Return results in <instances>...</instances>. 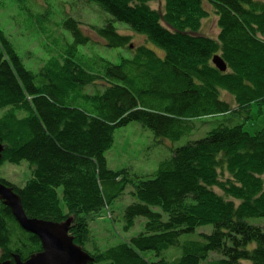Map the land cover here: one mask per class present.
<instances>
[{
    "label": "trees",
    "instance_id": "1",
    "mask_svg": "<svg viewBox=\"0 0 264 264\" xmlns=\"http://www.w3.org/2000/svg\"><path fill=\"white\" fill-rule=\"evenodd\" d=\"M85 1L111 16L104 26H93L109 47L124 48L130 41L131 36L117 34L113 23L118 22L145 36L164 55L158 58L142 45L130 59L104 67L96 77L87 69L75 71L73 58L89 38L75 20L67 18L64 26L74 38L67 57L49 59L36 77L0 27V109L12 107L26 115L16 119L8 112L0 118V142L5 145L0 165L26 161L33 170L23 188L3 178L0 182L18 194L28 217L58 223L73 214L99 213L126 184L135 185L137 203L124 208L123 218L128 229L136 218L144 217V231L129 242L91 255L94 260L87 264H209V253L220 256L211 264L245 260L264 264V226L246 221L264 218V180L259 177L264 174V128L251 135L243 123L217 127L212 134L176 149V158L171 155L154 177L137 179L136 184L122 171L108 169L105 158L114 131L132 121L160 138L170 135L167 138L178 141V135L189 133L190 117L230 113L252 120L253 106L262 112L264 4L207 0L219 29L217 38L211 39L198 32L202 17L207 16L202 0H164L161 13L150 6L154 0ZM214 55L224 61L227 71L215 68ZM94 78L104 80L105 90L100 95L80 94V87ZM205 87L210 91L202 97ZM67 92L76 93L69 102ZM224 94L231 97L235 109L223 100ZM198 158L206 163V170ZM218 175H232L230 185L218 183ZM216 184L220 194L213 189ZM57 189L66 203L65 213L56 200ZM207 225L211 231L199 240H181ZM18 226L0 199L1 261H12L13 254L27 260L42 250L31 233L12 247ZM68 232L76 244H85L84 220L78 218ZM30 245L31 251H23ZM171 247L182 251L173 263L161 256ZM146 252H152L154 260L141 255Z\"/></svg>",
    "mask_w": 264,
    "mask_h": 264
},
{
    "label": "rangeland",
    "instance_id": "2",
    "mask_svg": "<svg viewBox=\"0 0 264 264\" xmlns=\"http://www.w3.org/2000/svg\"><path fill=\"white\" fill-rule=\"evenodd\" d=\"M255 1L259 4H264V0ZM201 5L202 10L207 13V16L204 14L206 17H202L198 32L200 35L216 39L219 29L213 7L207 0H202ZM162 6L163 4L157 1L153 5V8L162 10ZM67 18L75 20L81 32L89 38L85 45L78 47L73 58V64L76 69L79 67L80 70L81 68L89 70L85 72L92 77L101 74V71L106 66L118 65L121 61L130 59L131 55L140 51L137 47L142 45L153 50L158 58L164 55L163 50L147 41L146 37L131 32L127 25L118 22L113 23L115 29L117 28V34L120 36H131L130 41L124 48L109 47L107 42L96 33L97 30L93 26H104L107 21L112 19L111 16L103 12L98 6L86 3L85 0H0V27L21 57L23 63L27 68L31 69L36 77L40 74L41 67L49 59L58 58L64 60L67 57L66 50L68 45L74 40L71 31L64 26ZM214 56L219 57V55ZM214 56L211 59L213 65ZM67 71L70 72L71 70L68 69ZM218 71L220 70L218 69ZM220 72L224 73L225 71ZM94 83L97 84L94 85ZM104 83V80L94 78L88 85L80 87L78 91L84 96L100 95L105 90ZM70 95L74 97L76 93L67 92L65 95L67 102L70 101ZM223 100L230 101L231 108H236L235 104L231 102L232 99L229 95L224 94ZM258 109L257 106H253L251 113L253 116L252 120L236 118L230 113H226L219 118H222L224 124L230 126L243 123L244 130L253 135L264 128V107L262 108V112H259ZM8 112H12L11 115H14L16 119H21L25 115L24 112L18 109L12 110V107H6L0 109V118ZM216 118L218 119L216 116L188 118L186 130L189 133L181 137L178 135V141L167 138L170 135L166 138H160L154 135L150 131V128L149 130L142 126L141 123L132 121L114 131L113 145L105 153L106 166L111 171H122L124 174H127L135 184L137 183V179H150L155 176L162 162L168 161L171 155L176 158L178 152L176 149L186 145L190 141H197L212 134L218 127L214 124L216 120H213ZM3 147L5 149V145ZM247 148H252V146ZM199 160L202 161L206 170V163L202 159ZM32 173L33 170L26 161H21L19 164L2 161L0 165V178L5 179L16 187L23 188L25 183L32 178ZM259 177L264 180V174L259 175ZM217 182L227 187L230 185L231 179L219 177L218 175ZM216 185L213 189L217 194H220L221 192L218 190L220 186ZM125 187L118 198L114 199L110 204L105 205L99 213L73 214L71 219L67 220L68 228L71 224L76 223L78 218L84 220L86 225L85 244L79 245L74 243L90 256L111 249L119 244L129 242L132 237L144 231L146 222L144 217L136 218L132 227L126 228V222L123 218L124 208L132 203H137V200L135 198V185L131 186L129 183ZM60 191V189H57L56 200L60 203L63 213H65L67 206ZM253 198L258 197L254 196ZM234 204H238V199L234 200ZM153 210L160 212L158 207L153 208ZM162 214L165 216L164 213ZM246 221L253 226H264V218H250L246 219ZM11 226H13V223ZM17 228L12 247L16 246L19 239L26 241L28 236V232L19 228V226ZM210 231V225L200 227L195 233L186 235L181 240H199L201 234H208ZM69 236L72 237L70 234ZM39 242L42 247L40 240ZM171 248L162 252L161 255L167 261L173 263L181 257L182 251L175 247ZM22 249L23 251H31L33 247L30 245L27 249L25 247ZM143 256L149 261L154 260L152 252H146ZM208 256L211 261H209V264L220 257L216 253H209ZM240 264H251V262L245 260L241 261Z\"/></svg>",
    "mask_w": 264,
    "mask_h": 264
},
{
    "label": "water",
    "instance_id": "3",
    "mask_svg": "<svg viewBox=\"0 0 264 264\" xmlns=\"http://www.w3.org/2000/svg\"><path fill=\"white\" fill-rule=\"evenodd\" d=\"M213 63L215 68L226 71L227 66L220 57L214 56ZM3 151L4 147L0 142V161ZM0 199L10 208L21 229L37 236L42 243V250L30 255L27 260H21L20 255L13 254V261L4 260L0 264H87L93 261L88 253L74 243L73 237L69 236L68 221L58 223L28 217L18 194L1 182Z\"/></svg>",
    "mask_w": 264,
    "mask_h": 264
},
{
    "label": "bare ground",
    "instance_id": "4",
    "mask_svg": "<svg viewBox=\"0 0 264 264\" xmlns=\"http://www.w3.org/2000/svg\"><path fill=\"white\" fill-rule=\"evenodd\" d=\"M157 1H158L159 3H162V4H163L162 7L164 8V5H165L164 0H154L153 2H150V1H149V2H150V6L153 8V5L156 4ZM143 8H144V7H143ZM162 10H164V9H162ZM158 11L161 13V10H160L159 8H158ZM160 23H161V22H160ZM95 26H96V25H95ZM100 27H101V26H100ZM116 31H117V28H116ZM144 37H145V36H144ZM208 38H209V37H208ZM144 47H145V46H144ZM131 56H132V55H131ZM130 58H131V57H130ZM75 71H77V69H75ZM209 91H210V90H208L207 87H205V90H204V91L201 90L202 97H205V94H208ZM260 101H262V100H260ZM215 116L218 117V119H217V118H216V119H213V120H216V123H214V124H215L216 126H218L219 128H220V127H226V125L222 122V121H223L222 118H219V117H222L221 114H220V115H215ZM215 116H214V117H215ZM217 123H218L219 125H218ZM216 126H215V127H216ZM224 174H225V175H229L227 171H224ZM229 179H233V176L231 175ZM20 200H21V199H20ZM165 251H166V250H165ZM163 252H164V251H163ZM161 254H162V253H161ZM141 255L143 256L144 254H141ZM161 256H162V255H161ZM143 257H144V256H143ZM20 259L23 260V258H22L21 256H20ZM12 261H13V260H12ZM240 262H241V261H240ZM240 262H239V264H240Z\"/></svg>",
    "mask_w": 264,
    "mask_h": 264
}]
</instances>
